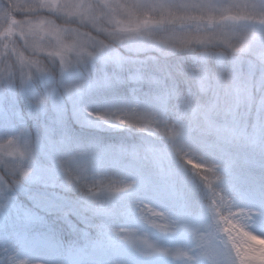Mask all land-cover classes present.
Returning <instances> with one entry per match:
<instances>
[{
  "label": "clouds",
  "instance_id": "clouds-1",
  "mask_svg": "<svg viewBox=\"0 0 264 264\" xmlns=\"http://www.w3.org/2000/svg\"><path fill=\"white\" fill-rule=\"evenodd\" d=\"M44 176L0 264H264V0H0V218Z\"/></svg>",
  "mask_w": 264,
  "mask_h": 264
},
{
  "label": "rangeland",
  "instance_id": "rangeland-1",
  "mask_svg": "<svg viewBox=\"0 0 264 264\" xmlns=\"http://www.w3.org/2000/svg\"><path fill=\"white\" fill-rule=\"evenodd\" d=\"M29 123L31 124V122ZM26 189V192L20 193L25 199H18L16 202L10 203L5 216L0 218V226H3L7 232L22 237L27 226L31 223L29 212H39L54 226H57L53 223L54 218L57 219V223L76 226V220L79 219L76 215H73L76 209L71 203L72 194L53 186L50 177L44 176L37 182L26 185ZM64 213H67L66 217ZM37 244H39V241H37Z\"/></svg>",
  "mask_w": 264,
  "mask_h": 264
},
{
  "label": "trees",
  "instance_id": "trees-1",
  "mask_svg": "<svg viewBox=\"0 0 264 264\" xmlns=\"http://www.w3.org/2000/svg\"><path fill=\"white\" fill-rule=\"evenodd\" d=\"M174 63V62H173ZM173 70V73L175 74V72L178 70V67L177 68H173L172 69ZM18 199H20V200H24L25 199V197L22 195V194H20L19 193V196H18ZM52 215H54V214H52ZM56 220V221H55ZM53 223H55V224H57V226H54L57 230H59L60 232H62V233H68L69 232V230H70V226H67L66 224H64V223H57V219H53ZM81 223H80V221L79 220H76V227L77 228H81ZM83 226V225H82Z\"/></svg>",
  "mask_w": 264,
  "mask_h": 264
}]
</instances>
